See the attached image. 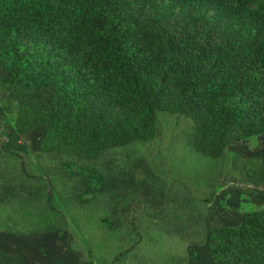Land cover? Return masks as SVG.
I'll return each mask as SVG.
<instances>
[{
  "label": "trees",
  "instance_id": "1",
  "mask_svg": "<svg viewBox=\"0 0 264 264\" xmlns=\"http://www.w3.org/2000/svg\"><path fill=\"white\" fill-rule=\"evenodd\" d=\"M153 1L0 0V246L21 264H264L258 183L219 191L215 180L193 197L197 235L136 223L169 218L173 188L186 187L173 170L264 160L262 0H173L216 17L174 26L151 18ZM14 134L25 151L4 141ZM64 188L76 206L60 203ZM105 191L107 208L85 206ZM241 193L256 211H240Z\"/></svg>",
  "mask_w": 264,
  "mask_h": 264
},
{
  "label": "rangeland",
  "instance_id": "2",
  "mask_svg": "<svg viewBox=\"0 0 264 264\" xmlns=\"http://www.w3.org/2000/svg\"><path fill=\"white\" fill-rule=\"evenodd\" d=\"M262 3L264 4V0H262ZM141 6V4H138V7ZM145 8L149 11L148 14H151V18L154 20L157 19L156 23L170 24L171 26L175 25L177 19H182L183 23L187 24L193 15L197 18L205 16L212 23H215L216 19L213 12H207L206 10H190L188 8L184 12L182 6H179L173 0H154L153 2L146 3ZM254 8H259V4H255ZM254 19L264 23V18L261 15H256ZM242 29L246 31V36H255L260 32L249 24L242 25ZM260 35L264 37V31ZM4 141L15 151H25V144L17 134H14L11 138L4 137ZM251 141L252 147H255L257 145L255 138H252ZM45 161L51 162L50 166L47 162L49 168L60 166V162L55 159L54 155H39V157L33 158L34 164ZM69 171L71 173L81 172L82 174L89 175L90 183L93 187L100 188L103 184L99 178L91 174L89 169L81 170L71 166L69 167ZM173 174L179 177L186 184V187L176 186L173 188V206L169 218L167 220L157 221L141 215L138 217L136 223L141 228H149L165 234L181 235L186 238V236L197 235L200 230L201 209L195 204L193 197L202 198L206 196L209 187L215 180L224 181L223 185L219 187V191H232L233 188L242 186L254 187V183H258L259 187H264V160L261 158H253L247 161L246 159L235 158L232 154H226L220 159H213L211 161L205 160L204 158L198 160L194 165H189L185 172L182 173L184 174L183 176L174 172V170ZM70 191L69 188L61 191L64 193L65 199L60 198V203L64 201V204L68 203L69 206L73 207L76 205H73L70 201ZM106 192H103V194L99 193L98 195L87 193L82 196V199L87 201V205L85 206L88 207L93 201H97V203H94L100 209L107 208L111 198ZM231 197V192H228L226 198L222 201L223 205L226 206L228 199ZM240 200V211L254 212L258 209L251 202L250 196L247 193H241ZM191 223H197L195 229Z\"/></svg>",
  "mask_w": 264,
  "mask_h": 264
},
{
  "label": "crops",
  "instance_id": "3",
  "mask_svg": "<svg viewBox=\"0 0 264 264\" xmlns=\"http://www.w3.org/2000/svg\"><path fill=\"white\" fill-rule=\"evenodd\" d=\"M16 258L10 255L6 247L0 246V264H21Z\"/></svg>",
  "mask_w": 264,
  "mask_h": 264
}]
</instances>
